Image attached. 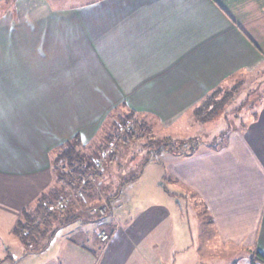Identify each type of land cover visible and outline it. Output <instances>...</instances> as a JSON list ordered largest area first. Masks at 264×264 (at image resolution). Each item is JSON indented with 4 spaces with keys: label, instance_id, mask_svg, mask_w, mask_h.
Listing matches in <instances>:
<instances>
[{
    "label": "crops",
    "instance_id": "obj_1",
    "mask_svg": "<svg viewBox=\"0 0 264 264\" xmlns=\"http://www.w3.org/2000/svg\"><path fill=\"white\" fill-rule=\"evenodd\" d=\"M63 1L36 2L18 35H0V52L20 58L0 72L15 84L0 85V264H216L204 251L219 244L264 255V90L241 129L199 139L193 155L169 153L189 189L187 210L178 198L129 220L98 217L107 243L81 210L83 221L26 253L14 230L58 183L53 156L62 144L94 137L122 105L181 139L182 126L203 128L193 111L209 94L264 73V0Z\"/></svg>",
    "mask_w": 264,
    "mask_h": 264
},
{
    "label": "rangeland",
    "instance_id": "obj_2",
    "mask_svg": "<svg viewBox=\"0 0 264 264\" xmlns=\"http://www.w3.org/2000/svg\"><path fill=\"white\" fill-rule=\"evenodd\" d=\"M38 1L41 0H10L7 4L1 5L0 35H18L19 18L22 17L23 19L24 17H30L31 15L29 13L33 12L34 5ZM63 2H68V0H64ZM69 2L72 3L74 1L70 0ZM6 60H8L14 68L20 67V58L18 56L10 57L9 54L0 52V72L3 71L4 62L7 63ZM5 75L7 82L4 79V73H0V85H15L11 82L13 75ZM263 90L264 73H256L247 77L243 76L235 85L218 88L213 93L209 94L211 97L209 96L207 100L209 104L208 107L222 100H225V103L216 118L206 124H202L205 135H203L204 132L199 127L191 129L188 125H185L181 127L183 130L181 133L183 136L182 138L187 139L198 130V141L200 139L205 142L224 128H229L227 131L241 129L243 126V118L246 117L244 115L247 113L250 114L253 104L262 97ZM252 111L254 112V108ZM129 114L130 110L127 107L123 105L116 107L110 111L100 123L99 130L94 137L83 139V137L79 135L83 145L82 152L85 154L88 163L91 164L99 156L100 159H103V153L99 147H104V149L111 153L107 159L103 160L101 175L95 176L97 183L94 182V180L91 181L93 187L91 195H95V197L90 199V203L86 206H82L79 202L76 204L78 211L85 210L90 215V227H92V229L101 225L98 219V217H101L99 211L108 204V197L117 194L120 198V204L118 206L115 205L116 208L114 204H112L111 209H114L113 214L111 210H108L107 216H104L102 219L108 221L113 219L117 222V217H119L122 221L129 220L137 211L148 207L150 204L169 203L174 206L173 201L176 202L175 199L178 198L182 201L183 207L186 210L188 207L187 203L189 201L187 202L183 196H185V192L189 189L177 179V169L172 168L170 164L166 163L169 157L168 155L171 154L157 149V144L163 140V138L172 137L171 135L175 134L174 131L177 129L159 128L157 126L158 124L153 119L138 116L136 114L134 118H138L140 121L144 120L152 125V130H150L152 134L143 133V136H141L142 132H140V128H137L133 133L136 132L139 137L130 139L131 137L129 134L131 132L128 131V129L132 127V123H130L128 129L124 128V121H126V116ZM185 119L181 120V125L187 124L185 123L187 122V118ZM224 134L226 135L227 132L223 131L220 133V135ZM110 136L115 140V146L114 144L110 145L107 138ZM125 139L128 140L125 141ZM57 154L58 149L56 153H54L53 160ZM56 185L57 187H61V183L57 182H55V185L52 187H56ZM75 194H70L68 198H72L77 202L78 199ZM190 199L191 203L194 205L192 206L195 208L194 211L202 216V218H200L201 224L203 221L207 222L204 208L200 204H197V200H194L192 195ZM185 209L182 210L184 214L187 212ZM94 211L96 214H94ZM205 225L207 224H204V227H206ZM102 232H107V229H101L99 227L97 230L98 238ZM203 232L208 234L207 228L206 230L204 229ZM210 232L212 233L211 228ZM213 241H215L214 237ZM204 252L210 259L213 258L216 260V264H252V259L249 258L251 255L247 250L226 248L219 244L218 249Z\"/></svg>",
    "mask_w": 264,
    "mask_h": 264
},
{
    "label": "trees",
    "instance_id": "obj_3",
    "mask_svg": "<svg viewBox=\"0 0 264 264\" xmlns=\"http://www.w3.org/2000/svg\"><path fill=\"white\" fill-rule=\"evenodd\" d=\"M209 96L211 97V95H208L203 103L193 111L194 120L198 124H206L216 118L225 103V100H222L208 107L207 100ZM135 116L136 113L130 111V114L126 116V121H124L125 129H128L130 123H132V127L128 129L131 132L129 134L130 139L139 137L136 132L133 133L137 128H140V132H142L141 136H143V133L152 134L150 132L152 125L144 120L140 121L138 118H134ZM107 138L110 145H116L115 140L111 136ZM199 145L200 142L196 139L166 137L157 144V149L185 157L193 155ZM82 147L81 138L76 135L73 139L68 140L58 148V154L53 161V165L54 173L58 183H61V187H57L56 185V187L50 188L49 191L38 199L36 204L24 210L14 233L20 239L26 253L40 252L46 249L60 229L83 221L81 216L77 215L79 211L76 204L79 202L82 206H86L90 203V199L95 197V195H91L93 187L88 177L92 176L95 178L96 175H101V170L95 167L96 161L100 159V156L90 164L86 161ZM99 149L102 153L106 150L104 147H99ZM95 182L97 183L96 179ZM69 192L70 194L76 193L77 202L72 198H68L70 197ZM116 199H120L118 194L108 197L107 205L110 209ZM99 218H103V216ZM251 262L252 264H264V255L260 252H255Z\"/></svg>",
    "mask_w": 264,
    "mask_h": 264
},
{
    "label": "built area",
    "instance_id": "obj_4",
    "mask_svg": "<svg viewBox=\"0 0 264 264\" xmlns=\"http://www.w3.org/2000/svg\"><path fill=\"white\" fill-rule=\"evenodd\" d=\"M110 154H111V153H110L109 151L105 150V151L103 152V155H102L103 159H99V160L96 161V168H97L98 170H101V168H102V166H103V160L107 159V158L110 156ZM89 180H90V181L94 180V182H95V178L92 177V176L89 177ZM114 202H115V203H113V204H114V207L116 208V206H118V205L120 204V201H119V199H116ZM115 205H116V206H115ZM108 210H111V212H112V214H113V211H114V210L110 209L108 205H106L105 208H101L100 211H99V214H100L101 216H103V217H104V216L106 217V216H107L106 214H107V211H108ZM94 214H96L95 211H94ZM110 237H111L110 234L107 233V232H102V233H100V235H99V238H100V240H101L103 243H107V242L110 240Z\"/></svg>",
    "mask_w": 264,
    "mask_h": 264
}]
</instances>
